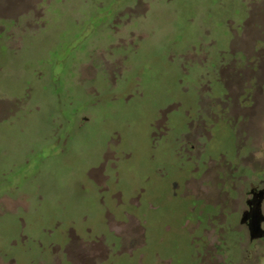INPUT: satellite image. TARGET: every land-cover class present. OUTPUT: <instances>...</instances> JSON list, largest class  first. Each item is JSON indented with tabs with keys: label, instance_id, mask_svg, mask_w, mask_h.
I'll use <instances>...</instances> for the list:
<instances>
[{
	"label": "rangeland",
	"instance_id": "374dc122",
	"mask_svg": "<svg viewBox=\"0 0 264 264\" xmlns=\"http://www.w3.org/2000/svg\"><path fill=\"white\" fill-rule=\"evenodd\" d=\"M187 148L261 169L264 0H0V264H264Z\"/></svg>",
	"mask_w": 264,
	"mask_h": 264
},
{
	"label": "flooded vegetation",
	"instance_id": "af4514ba",
	"mask_svg": "<svg viewBox=\"0 0 264 264\" xmlns=\"http://www.w3.org/2000/svg\"><path fill=\"white\" fill-rule=\"evenodd\" d=\"M202 118H198V121L196 123L192 122L190 123V126H195L196 131L203 130L201 128L202 125H204V121H202ZM198 136H202V132L197 134ZM192 147V146H191ZM188 156L187 159L191 163V167L194 164V169H190L189 178L186 181V187H185V196H187L189 199L195 201V202H201L203 203V209L200 211V214L202 218L204 219V222H210L212 223L213 227L216 228V225H219L218 228L223 231V223L226 221L222 218V210L224 208H229L231 212H238L239 217V225L244 226L247 230L250 242H258L259 245L256 244L253 246V252L258 249L260 245L264 247V161H259L261 165V169L255 170L253 169V163L249 162L247 160L248 157H240L238 156V161H240L239 170L238 166L236 169L232 167L231 164L226 163L224 166H220L217 164L215 160L213 161V167H214V179H216V188H218V191L215 193H212L211 191L202 190L200 188V191L195 193L193 191L194 188H192L194 176L191 175L192 171H195L198 176L200 173V170H205L204 174L208 173L209 170L206 169L208 166V161L210 162L211 159L208 161L205 158H195L192 160V150L187 148ZM209 164V163H208ZM252 164V165H251ZM201 166V167H200ZM211 166L209 165V168ZM259 172V176H256V173ZM238 173V180L240 183H242L240 186L239 184H235L234 182V174ZM252 174L254 176V179L251 181H247L245 179H248V174ZM225 187V189H223ZM241 189L245 192H243L244 197L241 203V207H239L238 201L236 202V199L233 196L229 195L228 190L230 193H232L235 190ZM193 210V208H191ZM213 218V219H212ZM219 220V224L217 223L214 225V221ZM258 223V226L260 227V237L251 239L250 237V227L254 225L255 223ZM202 224L199 222H195V225L192 223L189 228V234L195 232L197 229L200 228ZM229 229H233V223L227 224ZM231 227V228H230ZM206 231V229H203ZM198 239L201 242V247L203 251V255L199 256L200 260L196 264H260V256L261 253H252L253 255H249L248 257H245V259H242L240 262L232 263L231 256H223L222 252L219 251V248L217 250V256H207L204 254V245L202 244L203 241L201 239V236H197ZM224 240V239H223ZM219 247V246H218ZM228 249V248H227ZM220 257V258H219ZM230 258V259H229ZM230 260V261H228Z\"/></svg>",
	"mask_w": 264,
	"mask_h": 264
},
{
	"label": "water",
	"instance_id": "95a60500",
	"mask_svg": "<svg viewBox=\"0 0 264 264\" xmlns=\"http://www.w3.org/2000/svg\"><path fill=\"white\" fill-rule=\"evenodd\" d=\"M260 227L258 226V223L256 222L254 225L250 227V237L251 239H255L260 237Z\"/></svg>",
	"mask_w": 264,
	"mask_h": 264
}]
</instances>
